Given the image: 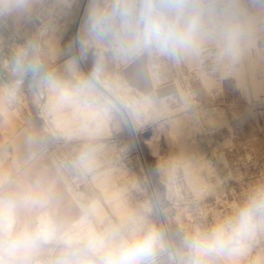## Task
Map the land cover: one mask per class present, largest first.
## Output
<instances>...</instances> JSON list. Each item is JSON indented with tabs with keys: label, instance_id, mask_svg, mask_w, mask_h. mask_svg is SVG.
I'll list each match as a JSON object with an SVG mask.
<instances>
[{
	"label": "rangeland",
	"instance_id": "obj_1",
	"mask_svg": "<svg viewBox=\"0 0 264 264\" xmlns=\"http://www.w3.org/2000/svg\"><path fill=\"white\" fill-rule=\"evenodd\" d=\"M201 2L202 33L174 55L118 54L95 38L89 13L114 0H85L76 22L70 3L52 2L24 46L0 55L25 65L9 97L40 129L92 226H76V240L103 264L152 228L160 243L149 264H194L187 241L209 235L264 187V0ZM225 29L235 37L227 49ZM104 171L116 199L94 182ZM235 247L200 264H264V224Z\"/></svg>",
	"mask_w": 264,
	"mask_h": 264
},
{
	"label": "crops",
	"instance_id": "obj_2",
	"mask_svg": "<svg viewBox=\"0 0 264 264\" xmlns=\"http://www.w3.org/2000/svg\"><path fill=\"white\" fill-rule=\"evenodd\" d=\"M56 1L70 3L76 22L85 0H26L23 7L14 6L17 0H0V55L11 59L16 42L24 46L31 22ZM48 42L56 45L53 37ZM24 66L0 58V240L20 233L33 239L13 254L0 251V264H103L85 241L76 240V226H88L89 232L92 226L51 150L42 147L40 129L31 124L29 114H16L9 97L16 78L24 80ZM110 174L99 173L94 182L116 199L118 192L110 183ZM91 209L101 214L98 203L93 202Z\"/></svg>",
	"mask_w": 264,
	"mask_h": 264
},
{
	"label": "clouds",
	"instance_id": "obj_3",
	"mask_svg": "<svg viewBox=\"0 0 264 264\" xmlns=\"http://www.w3.org/2000/svg\"><path fill=\"white\" fill-rule=\"evenodd\" d=\"M26 0H17L23 7ZM205 5L201 0H114L111 9L93 7L89 13L88 31L99 40H110L116 52L134 55L142 51L176 54L193 46L203 31ZM222 39L226 49L234 43L231 29H225ZM264 224V187L258 189L237 214L217 225L209 235H196L187 243L199 256L237 251L240 242L254 235ZM11 231V229H9ZM27 233L0 240V251L13 254L32 242ZM160 243L159 232L152 228L141 235L123 241L110 251L105 264H149Z\"/></svg>",
	"mask_w": 264,
	"mask_h": 264
},
{
	"label": "bare ground",
	"instance_id": "obj_4",
	"mask_svg": "<svg viewBox=\"0 0 264 264\" xmlns=\"http://www.w3.org/2000/svg\"><path fill=\"white\" fill-rule=\"evenodd\" d=\"M83 223H84V222H83ZM86 223H87V222H86ZM84 224H85V223H84ZM84 224H83V225L81 224V225H82V226H85ZM86 226H87V225H86ZM87 227H88V226H87ZM87 227H86V228H87ZM82 228H85V227H82Z\"/></svg>",
	"mask_w": 264,
	"mask_h": 264
}]
</instances>
